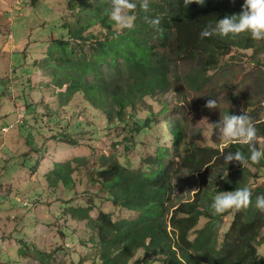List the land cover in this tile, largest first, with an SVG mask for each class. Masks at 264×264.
I'll return each instance as SVG.
<instances>
[{
    "label": "trees",
    "instance_id": "16d2710c",
    "mask_svg": "<svg viewBox=\"0 0 264 264\" xmlns=\"http://www.w3.org/2000/svg\"><path fill=\"white\" fill-rule=\"evenodd\" d=\"M41 1L31 0V4ZM133 2L137 5L130 13L135 16L133 27L118 29L110 18L111 0H68V9L76 19L64 23L69 38L52 42L44 68L52 76L47 87L65 88L62 94H54L63 99L62 105L70 106L77 95L82 96L88 108L106 117L108 128L117 130V135L125 133L120 142L127 145L151 124L152 117L170 115L166 121L172 127V145L159 144L155 154L143 157L140 167L124 163L116 152L100 154L95 173L88 176L105 194L104 200L97 203L95 197L100 195L93 194L85 206L67 211L74 220L86 222L91 233L83 242L96 249L78 264L89 260L94 264H264V254L259 251L264 239V212L256 207L257 197L264 195V180L255 187L246 182L253 176L247 164L264 170V158L253 163L248 145L239 141L225 146L190 141L184 119L174 117L169 105L162 102L157 111L148 103L174 90L180 92L179 85L204 93L213 80L212 71L219 70L236 49L254 50L256 57L264 54V40H253L249 32L236 38L200 36L208 24L240 13L244 0H205L203 6L194 2L187 8L183 0H149L147 12L140 6L141 0ZM146 16L158 17L159 28L147 23ZM182 65H189V71L180 72ZM140 110L147 112L146 118ZM262 110L264 105L251 102L241 110L255 125L258 141H264ZM68 134L65 127L63 142L79 145ZM222 151H240L245 165L226 163ZM86 160L78 157L55 163L46 176L49 187L63 184L72 188L73 176ZM185 172L197 176L200 187L194 197L178 203L173 192L176 180ZM244 187L251 190L248 208L213 214L211 204L217 194ZM107 204L136 215L116 220L113 212L105 210ZM233 213L223 233L225 218ZM61 250L58 247L56 252ZM36 251L42 264H51L52 257L46 251Z\"/></svg>",
    "mask_w": 264,
    "mask_h": 264
},
{
    "label": "rangeland",
    "instance_id": "374dc122",
    "mask_svg": "<svg viewBox=\"0 0 264 264\" xmlns=\"http://www.w3.org/2000/svg\"><path fill=\"white\" fill-rule=\"evenodd\" d=\"M75 19L68 0H43L36 6L31 0H0V264H42L37 249L52 257L51 264H70L72 259L78 264L84 256H92L96 249L83 242L90 229L67 211L85 206L93 194L100 195L95 197L97 203L104 200V193L88 176L95 173L100 154L116 152L121 161L138 168L143 157L155 154L159 144L173 143L172 127L166 121L170 115L152 117L151 124L127 145L120 142L125 133L117 135V130L108 128L106 117L88 108L82 96L77 95L70 106L54 96L65 88L47 87L52 81L50 71L44 70L48 50L54 40L69 38L64 23ZM181 71L188 72L189 65L180 66ZM212 75L205 94L179 85L180 92L174 90L148 103L157 111L162 102L169 105L174 117L184 119L190 141L225 146L231 141L219 139L214 125L221 116L241 115L248 102L264 105V54L256 57L254 50L236 49ZM208 99H217L220 108H206ZM140 115L146 118L147 112L140 110ZM260 116L264 117V110ZM65 127L79 145L63 142ZM59 136L61 139L54 138ZM78 157L87 162L74 174V186L50 188L46 176L54 164ZM247 167L253 174L247 185L255 187L264 180V170L251 163ZM199 187L197 176L185 172L176 180L173 196L180 203L194 197ZM105 207L116 220L136 215L115 210L110 204ZM233 216L225 218L223 233ZM58 247L63 250L56 252ZM259 251L264 254V239Z\"/></svg>",
    "mask_w": 264,
    "mask_h": 264
},
{
    "label": "clouds",
    "instance_id": "9594fccd",
    "mask_svg": "<svg viewBox=\"0 0 264 264\" xmlns=\"http://www.w3.org/2000/svg\"><path fill=\"white\" fill-rule=\"evenodd\" d=\"M194 2L201 6L205 4V0H183L186 8ZM111 3L110 18L115 22L118 29L132 28L135 16L130 13L136 9V3L133 0H111ZM140 6L147 12L149 10V0H141ZM145 20L155 28H159L161 23L158 17L149 18L146 16ZM244 32H249L253 40H264V0H244L240 13L225 16L217 20L215 25L208 24L200 32V36L201 38H209L218 35L220 37L231 36L236 38ZM205 107L208 109L220 108L217 99H208ZM214 125L215 128L219 129V139L239 141L241 144L248 145L251 153L250 159L253 163H259L261 158H264V141H258L257 129L251 118L245 113L241 115H223L220 121ZM257 143H260V148L257 147ZM221 154L226 163L233 161L242 165L246 163V158L240 151L227 154L222 151ZM251 203V190L244 187L235 191L217 194L213 199L211 209L213 214L219 215L231 209H246ZM256 207L259 211L264 212V195L257 197Z\"/></svg>",
    "mask_w": 264,
    "mask_h": 264
}]
</instances>
